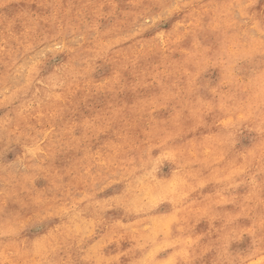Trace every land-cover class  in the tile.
Returning a JSON list of instances; mask_svg holds the SVG:
<instances>
[{"label":"rangeland","instance_id":"374dc122","mask_svg":"<svg viewBox=\"0 0 264 264\" xmlns=\"http://www.w3.org/2000/svg\"><path fill=\"white\" fill-rule=\"evenodd\" d=\"M144 263L264 264V0H0V264Z\"/></svg>","mask_w":264,"mask_h":264},{"label":"bare ground","instance_id":"6f19581e","mask_svg":"<svg viewBox=\"0 0 264 264\" xmlns=\"http://www.w3.org/2000/svg\"><path fill=\"white\" fill-rule=\"evenodd\" d=\"M151 172V171H150ZM155 178V177H154ZM174 178L176 179V177L174 176ZM181 179H182V176H181ZM157 180V179H156ZM183 180V179H182ZM181 180V181H182ZM176 182H178L179 183V181H175V183ZM184 182V181H183ZM171 183H173V182H171ZM167 187V186H166ZM166 187L165 188H163V190L165 189L166 190ZM168 189H169V187H167ZM165 190H164V192H165ZM161 218V217H160ZM160 220V219H159ZM146 259V258H145ZM144 261V260H143ZM139 263H141V262H139ZM145 264V263H144Z\"/></svg>","mask_w":264,"mask_h":264}]
</instances>
